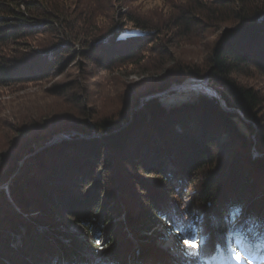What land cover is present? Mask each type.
I'll return each mask as SVG.
<instances>
[{"label":"trees","instance_id":"trees-1","mask_svg":"<svg viewBox=\"0 0 264 264\" xmlns=\"http://www.w3.org/2000/svg\"><path fill=\"white\" fill-rule=\"evenodd\" d=\"M115 1L124 3L122 16L136 33L93 28L92 0H0V51L39 35L54 37L50 56L0 55V86L50 76L77 46L111 69L149 49L171 54L174 39L218 29L206 70L173 60L165 81L147 93L207 77L221 98L205 92L154 97L134 111L140 98L134 94L120 119H91V127L84 113L23 135L0 179V186L9 184V198L0 190V264H192L140 241L149 223L163 225L185 253L184 238L207 237L208 253L193 264H235L225 234L243 231L261 247L260 254L245 255L264 262V99L235 78L249 68L264 73V0H179L167 22L134 13L129 3L135 0ZM93 128L98 137L45 146L64 130L90 135ZM138 169L154 178L138 179ZM135 179L140 186L133 190ZM172 197L188 201L179 208ZM122 205L125 219L114 224ZM72 224L82 226L84 239L67 231ZM104 245L110 249L100 254Z\"/></svg>","mask_w":264,"mask_h":264},{"label":"rangeland","instance_id":"rangeland-1","mask_svg":"<svg viewBox=\"0 0 264 264\" xmlns=\"http://www.w3.org/2000/svg\"><path fill=\"white\" fill-rule=\"evenodd\" d=\"M92 2L94 5L93 28L104 32L109 28H116L118 31L122 30L124 34L137 32L133 25L129 24L122 16L127 10V8L124 10L120 8L124 3H116L115 0H92ZM115 4L118 6L112 9ZM180 5L179 0H135L129 3V8H132L134 13L142 18L167 22L166 13H170L173 8ZM219 33L218 29H213L208 33L174 39V43L171 44V54L149 49L134 63L119 64L111 69H105L88 60L82 51H79L81 47L77 46L75 52L68 58L66 55L62 57L63 67L57 66L55 72L50 76L33 82L0 86V179L8 171L10 164L8 165L7 159L17 142L23 141L22 136H30L34 130L43 126L58 127L56 122L59 120L84 118L83 114L87 113L90 118L87 119L88 123L93 127V124L90 123L91 119L94 121L120 119V113L125 111V107L129 103V96L134 94L140 96L138 105L133 108L134 111L141 108L148 98L154 97H159L165 101L171 98L180 100L205 92L220 99L218 91L220 87L214 85L207 77L193 78V82L188 78L186 83L180 85L174 83L168 90L164 91L165 93H147L153 84L165 81L166 69L175 62L180 61L201 72L206 70L208 55L213 51ZM165 38L166 36L163 37V39ZM167 39L171 38L168 36L166 41H168ZM53 40L54 37L50 34L39 35L34 39L24 41L19 47H10L3 52L0 51V55L20 56L26 52L29 55L41 52L43 54L49 53L50 56V46L53 44ZM235 78L244 86L255 89L264 99V73L249 68L235 75ZM98 136L99 133L95 132L94 128L90 135L75 129H68L56 134L54 138L57 137L58 139H52L45 146L64 140L73 141L74 139ZM43 148H39L37 152ZM254 154L258 155L257 152ZM135 175L147 183L149 179L154 178L150 172L140 169L136 171ZM133 182H135L132 184L133 190L138 189L140 180L135 179ZM8 185L7 183L1 185L0 190H4L9 198ZM172 200L179 208L188 201L179 197H172ZM11 208L15 207L12 206ZM126 212V206H123L121 215L113 216L112 222L114 224L123 222ZM22 216L27 221L33 222L31 215L23 213ZM149 224L147 232L145 229L140 230V238H145L140 239V241L146 240L144 242L153 244L156 248L169 253L178 260L194 262L192 257L187 256L179 248L176 237L168 234L163 225ZM125 230L127 231V229ZM67 231L78 235L81 239L85 238L83 228L78 224L70 225ZM10 235L20 240L18 235L16 236L14 233H10ZM253 240L251 237V245L245 253L260 254L261 247L255 244L254 247ZM256 241L258 243L257 239ZM108 249L110 247L107 248L104 245L102 249H99V253L102 254ZM251 264H264V262L251 261Z\"/></svg>","mask_w":264,"mask_h":264},{"label":"snow or ice","instance_id":"snow-or-ice-1","mask_svg":"<svg viewBox=\"0 0 264 264\" xmlns=\"http://www.w3.org/2000/svg\"><path fill=\"white\" fill-rule=\"evenodd\" d=\"M264 237V233H261ZM251 236L247 231L240 232L237 235L235 232L225 234L224 245L227 247L229 256L228 259L235 261V264H251L245 252L251 245ZM183 244L187 246L186 255L192 258L197 256L203 257L208 253V240L204 236H194L193 238H184ZM217 249H221V245H216ZM195 250V251H192Z\"/></svg>","mask_w":264,"mask_h":264},{"label":"water","instance_id":"water-1","mask_svg":"<svg viewBox=\"0 0 264 264\" xmlns=\"http://www.w3.org/2000/svg\"><path fill=\"white\" fill-rule=\"evenodd\" d=\"M189 79H191V80H192V82L194 81V79H193V78H189ZM187 80H188V79H187ZM187 80H185V81H187ZM185 81H184L183 83H186ZM173 84H174V83H173ZM173 84H172V85H173ZM175 84H176V85H180V84H182V83H175ZM172 85H170V86H169L167 89H165L164 91L168 90V89H169V88H170ZM164 91H162V92H157L156 94H159V93H165ZM153 95H154V94H153ZM152 97H153V96H152ZM148 99H149V98H148ZM148 99H147V100H148ZM54 136H55V135H54ZM54 136H53V138H52V139H54V140H55V139H58L57 137H56V138H54ZM60 136H61V135H60ZM52 139H51V141H52ZM193 263H194V262H193ZM193 263H192V264H193Z\"/></svg>","mask_w":264,"mask_h":264}]
</instances>
